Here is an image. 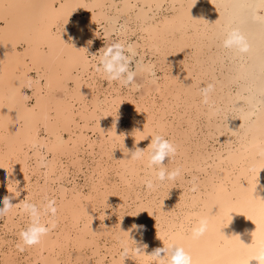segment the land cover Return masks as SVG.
<instances>
[{
	"label": "bare ground",
	"instance_id": "bare-ground-1",
	"mask_svg": "<svg viewBox=\"0 0 264 264\" xmlns=\"http://www.w3.org/2000/svg\"><path fill=\"white\" fill-rule=\"evenodd\" d=\"M262 19L264 0H0V198L15 203L0 215V264H147L158 236L183 244L194 264H257ZM229 23L248 35L249 54L213 41ZM117 40L156 71L137 74L139 89L96 71L94 54ZM209 82L203 105L198 88ZM154 128L178 146L164 162L181 174L149 189L151 170L127 156ZM24 199L57 210L41 243L21 248ZM209 211L207 232L192 238Z\"/></svg>",
	"mask_w": 264,
	"mask_h": 264
},
{
	"label": "clouds",
	"instance_id": "clouds-1",
	"mask_svg": "<svg viewBox=\"0 0 264 264\" xmlns=\"http://www.w3.org/2000/svg\"><path fill=\"white\" fill-rule=\"evenodd\" d=\"M213 41L234 58L243 57L249 54L252 49L248 35L239 24L224 25L221 31L213 37ZM135 57L136 52L132 45L119 40L114 41L94 54L96 71L105 80L117 82L121 87L131 86L133 89H139L141 85L135 82L137 74L144 73L147 81L149 78L155 77L156 71L153 66L144 65L138 61L134 65ZM150 82H154V80ZM213 89L214 84L211 82L202 84L198 88L201 104L209 105L211 103ZM148 136L151 139L147 146L144 148L136 147L127 157L133 161H141L145 167L151 170V174L143 181L145 186L151 189L158 182L175 181L181 172L179 168L169 169L164 162L165 158L168 161L175 157L178 150L176 143L155 128L145 132L141 139ZM10 193L14 196L12 192ZM17 194L18 189L15 195ZM10 200L11 196L0 198V215L11 210L15 203L10 202ZM17 206L22 209L27 217L26 225L19 231L20 244L18 246L23 248L41 243L42 239L56 226L54 219L57 210L55 200H47L45 204L38 206L31 199H24ZM42 217L47 218L42 219ZM212 217L213 214H210V211L207 215H200L191 227V237L195 239L203 236L209 228ZM222 225L224 224L221 223L219 230ZM131 227L141 228L143 226L133 224ZM126 236L132 240L128 231H126ZM158 238L162 241V247L154 249L151 253H146L148 256L147 264H194L191 252L183 244L178 243L175 238L168 236H158ZM137 251L140 249L137 248ZM125 256H127L126 250ZM252 258H255L259 264L264 258V246L261 245L258 254Z\"/></svg>",
	"mask_w": 264,
	"mask_h": 264
},
{
	"label": "snow or ice",
	"instance_id": "snow-or-ice-1",
	"mask_svg": "<svg viewBox=\"0 0 264 264\" xmlns=\"http://www.w3.org/2000/svg\"><path fill=\"white\" fill-rule=\"evenodd\" d=\"M262 22H264V19H262ZM146 130H147V126H146ZM238 240V238H236ZM261 245L264 246V241L261 242ZM262 264H264V258L261 259Z\"/></svg>",
	"mask_w": 264,
	"mask_h": 264
}]
</instances>
